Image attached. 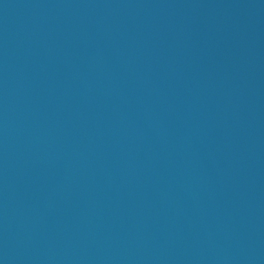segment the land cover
<instances>
[{"label":"water","instance_id":"1","mask_svg":"<svg viewBox=\"0 0 264 264\" xmlns=\"http://www.w3.org/2000/svg\"><path fill=\"white\" fill-rule=\"evenodd\" d=\"M0 264H264V0H0Z\"/></svg>","mask_w":264,"mask_h":264}]
</instances>
